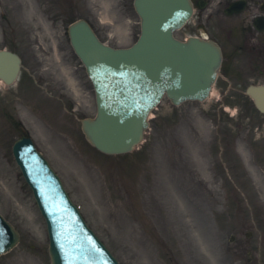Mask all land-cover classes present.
Here are the masks:
<instances>
[{"label": "rangeland", "instance_id": "374dc122", "mask_svg": "<svg viewBox=\"0 0 264 264\" xmlns=\"http://www.w3.org/2000/svg\"><path fill=\"white\" fill-rule=\"evenodd\" d=\"M11 1L0 0L5 5L0 14L8 12V17L0 16V49L17 51L27 74L13 88L0 85V212L19 228L22 239L0 264H51L44 220L11 156L10 144L17 134L8 128L10 119H19L28 129L121 264H238L229 262V232L251 230L247 213L237 219L219 215L189 166L200 163L192 157L209 149L220 127L224 133L228 129L230 138L248 142L245 150L251 163L245 154V166L234 160L238 175L223 173L226 184L235 199H241L240 193H252L258 203L264 198V167L250 151L263 138V118L243 98L255 81L242 85L221 79L203 104L175 107L165 99L154 111L137 152L106 157L87 143L81 129V120L95 116L96 103L84 66L71 47L66 14L89 19L107 42L118 37L114 30L126 17L133 22L136 38L139 17L122 8L123 0H18L23 13L16 14ZM197 22L193 19L179 33L180 39L197 35ZM213 24L209 19L212 33ZM218 114L228 117L227 127ZM198 132L206 134L201 145L195 141ZM209 157L210 165L212 159L221 160L214 147ZM201 181L218 193L220 177L213 183L208 178Z\"/></svg>", "mask_w": 264, "mask_h": 264}, {"label": "water", "instance_id": "95a60500", "mask_svg": "<svg viewBox=\"0 0 264 264\" xmlns=\"http://www.w3.org/2000/svg\"><path fill=\"white\" fill-rule=\"evenodd\" d=\"M136 8L143 19V37L127 51L105 47L84 21L71 28L75 50L97 91L98 117L83 121V129L106 153H124L141 142L148 115L164 92L176 104L205 99L222 61L214 43L191 39L183 44L173 38V31L187 20L189 0H137ZM20 67L19 58L0 52V79L11 84ZM259 90L249 94L264 110L259 98L264 89ZM15 154L48 221L54 264H117L91 232L83 233L79 214L32 141L21 140ZM18 241L16 230L0 217V253Z\"/></svg>", "mask_w": 264, "mask_h": 264}, {"label": "flooded vegetation", "instance_id": "af4514ba", "mask_svg": "<svg viewBox=\"0 0 264 264\" xmlns=\"http://www.w3.org/2000/svg\"><path fill=\"white\" fill-rule=\"evenodd\" d=\"M233 1L228 0V7ZM247 2V10L243 13L228 16V26L225 28V31L228 32L226 36L227 43L230 45H240L242 50L246 53L248 51V63L251 65L256 63L258 74L264 76V30L260 31L256 28V21L264 17V5H261L258 0H247ZM248 44L251 45L250 48ZM226 53L228 56V47ZM225 71L228 74V63ZM246 245L250 244H244L242 250L246 249ZM258 246L261 251V257H263V244H258ZM249 252L251 255L249 260L252 261L254 255L253 249H250Z\"/></svg>", "mask_w": 264, "mask_h": 264}]
</instances>
